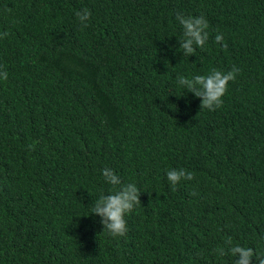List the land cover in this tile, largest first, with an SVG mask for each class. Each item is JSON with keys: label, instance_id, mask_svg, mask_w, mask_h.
I'll return each mask as SVG.
<instances>
[{"label": "trees", "instance_id": "trees-1", "mask_svg": "<svg viewBox=\"0 0 264 264\" xmlns=\"http://www.w3.org/2000/svg\"><path fill=\"white\" fill-rule=\"evenodd\" d=\"M177 13L208 21L193 54ZM233 66L214 111L179 83ZM0 71V264H234L229 237L264 252V0H0ZM105 168L141 192L123 237L91 212L120 187ZM171 169L194 179L172 191Z\"/></svg>", "mask_w": 264, "mask_h": 264}, {"label": "clouds", "instance_id": "clouds-1", "mask_svg": "<svg viewBox=\"0 0 264 264\" xmlns=\"http://www.w3.org/2000/svg\"><path fill=\"white\" fill-rule=\"evenodd\" d=\"M77 18L81 21L84 27L88 25L84 23L90 19L91 13L88 9L76 12ZM176 19L183 27V43L181 48L185 55H190L195 52L192 47L203 48L208 40L207 29L209 27L208 21L203 15L188 16L177 13ZM8 33H4L6 36ZM223 37L217 35L216 42L222 41ZM226 47V45H224ZM240 69L233 66L231 70L222 72L213 69L208 75H197L194 79H187L183 76L179 77V83L186 85L188 90L194 92L197 97H201L200 110L207 109L214 111L223 106L222 97L228 89L230 81H234ZM7 72L0 71V78L7 80ZM31 147V145L29 146ZM102 175L105 181L113 186L120 185L118 190L113 191L109 195H100L99 199L95 201L91 212L99 215L103 231H107L112 237H123L127 232V222L125 216L130 214L133 209L141 203L140 190L134 183L122 184L120 178L110 168L102 170ZM167 179L172 187V191L176 190V186L182 179L192 180L194 174L187 172L184 169H171L166 172ZM227 248H219L218 254L220 256L231 255L232 257L239 256V259L234 260V264H252V259L255 258L258 264H264V252H256L251 247H244L239 244L233 245L231 237L225 241Z\"/></svg>", "mask_w": 264, "mask_h": 264}]
</instances>
